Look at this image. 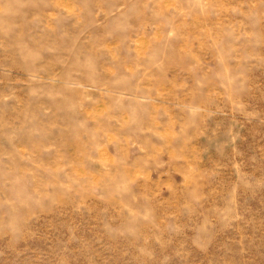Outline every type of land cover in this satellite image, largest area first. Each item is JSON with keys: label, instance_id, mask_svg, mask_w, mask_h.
Segmentation results:
<instances>
[{"label": "rangeland", "instance_id": "374dc122", "mask_svg": "<svg viewBox=\"0 0 264 264\" xmlns=\"http://www.w3.org/2000/svg\"><path fill=\"white\" fill-rule=\"evenodd\" d=\"M0 264H264V0H0Z\"/></svg>", "mask_w": 264, "mask_h": 264}]
</instances>
